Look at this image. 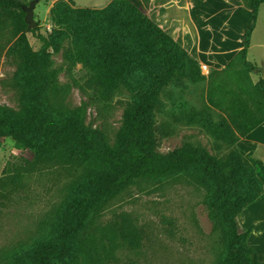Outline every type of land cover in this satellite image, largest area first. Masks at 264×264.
I'll return each instance as SVG.
<instances>
[{
	"label": "rangeland",
	"instance_id": "obj_1",
	"mask_svg": "<svg viewBox=\"0 0 264 264\" xmlns=\"http://www.w3.org/2000/svg\"><path fill=\"white\" fill-rule=\"evenodd\" d=\"M131 0H29L33 7L35 34L29 33L31 48L38 51V34L49 36L56 29L71 30L82 23L79 10L119 8ZM240 9L227 29L230 43L241 28L251 23V0H232ZM138 7V6H137ZM220 6V17L234 9ZM218 8V7H217ZM239 39H238V38ZM11 35L0 33V107L21 109L22 88L15 80L18 63L9 55ZM99 47V46H98ZM94 43L65 36L58 54L59 83L68 85L67 107L85 108V125L99 129L108 144L119 146L125 114L139 101V91L154 83L148 65L134 66L130 83L116 78ZM194 57V56H193ZM195 58V57H194ZM248 60L264 77V4L260 7L252 35ZM210 73L201 68L190 74L177 73L164 85L154 108L152 140L157 153H174L185 146L201 147L219 163L234 157L239 139L235 123L207 107ZM209 77V78H208ZM34 154L11 138L0 137V264H27L28 254L53 232L59 216L79 198L83 169L47 166L36 172ZM250 175V174H248ZM213 191L196 185L189 177L162 182H142L121 191L99 205L75 248V264H216L225 254V242L215 232L208 202ZM244 218L241 222L243 224ZM240 222V225H242ZM255 225L258 232L261 226ZM242 230H249L242 226ZM134 237H131L130 234ZM258 234L249 245L256 251Z\"/></svg>",
	"mask_w": 264,
	"mask_h": 264
},
{
	"label": "trees",
	"instance_id": "obj_2",
	"mask_svg": "<svg viewBox=\"0 0 264 264\" xmlns=\"http://www.w3.org/2000/svg\"><path fill=\"white\" fill-rule=\"evenodd\" d=\"M28 1L0 0V33L8 31L13 40L9 55L17 59L15 80L23 92L19 111L0 107V137L11 138L33 152L36 172L47 166L82 168L84 180L79 185L78 200L61 213L51 235L28 254L27 264H75L80 234L99 205L130 186L184 176L213 191L209 216L225 242V254L216 264H264L247 242L251 231L242 230L240 225L243 211L263 194L264 188L251 163L235 146L264 123V79L253 82L252 74L259 69L248 60L264 0H252V21L244 33L243 49L225 68L210 72L207 107L225 115L239 130L234 157L226 163L217 162L197 146L167 154L154 150V108L162 87L177 73L190 74L201 67L147 13L128 1L125 6L102 11L80 9V26L69 31L56 29L49 36L38 34L43 44L34 51L28 34H35V29H30L24 10ZM68 35L99 46L109 70L125 83H130L134 66L146 67L147 59H151L148 71L154 83L139 91L137 106L125 114L117 149L108 144L99 129L85 125L84 107H67L70 87L59 83L62 70L55 66L50 50L58 54ZM0 196L9 197L5 193ZM85 264L96 263L92 260Z\"/></svg>",
	"mask_w": 264,
	"mask_h": 264
},
{
	"label": "crops",
	"instance_id": "obj_3",
	"mask_svg": "<svg viewBox=\"0 0 264 264\" xmlns=\"http://www.w3.org/2000/svg\"><path fill=\"white\" fill-rule=\"evenodd\" d=\"M131 1L194 56L199 61L201 69L208 74L212 70L225 68L231 59L243 49L244 33L251 24L241 28L240 32L235 34H238L239 38L240 34H243V41L241 39L238 41L234 37L235 41L230 43L227 26L236 10L240 9L238 4L232 0ZM220 6L234 10L228 16L221 18L218 10ZM262 79L264 77L261 76L260 70L252 74L254 83ZM235 146L240 154L251 163L264 188V123L246 137L241 138ZM242 218H244L243 224ZM240 222L241 226L251 231L249 241H251V235L258 234L255 243L259 250L253 249L257 252L259 259L264 260V192L255 202L245 208ZM256 224L261 226L258 232L254 228Z\"/></svg>",
	"mask_w": 264,
	"mask_h": 264
},
{
	"label": "water",
	"instance_id": "obj_4",
	"mask_svg": "<svg viewBox=\"0 0 264 264\" xmlns=\"http://www.w3.org/2000/svg\"><path fill=\"white\" fill-rule=\"evenodd\" d=\"M33 7L34 4H32L30 7L25 8L24 10L26 11L27 15H26V22L29 24L30 28L34 27V21H33Z\"/></svg>",
	"mask_w": 264,
	"mask_h": 264
}]
</instances>
